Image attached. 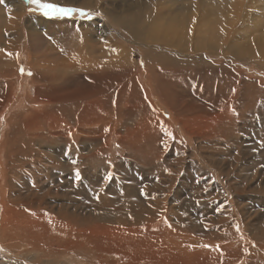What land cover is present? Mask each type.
<instances>
[{"label":"rangeland","instance_id":"rangeland-1","mask_svg":"<svg viewBox=\"0 0 264 264\" xmlns=\"http://www.w3.org/2000/svg\"><path fill=\"white\" fill-rule=\"evenodd\" d=\"M43 1L83 9V4L89 0ZM148 2L158 3V14L166 15L168 28L171 20L175 23L176 15L191 22V14H197L193 20L196 24L187 23L192 34L188 30V37L181 42L147 36L140 39L127 37L126 42L121 29L117 26L115 29L119 39L116 57L122 55L121 47L133 42L148 46L145 58L161 52L155 46L160 45L175 51L180 62L177 69L182 68L189 74L170 78L166 68L150 62L156 68V84L162 87L168 84L172 95L166 90L163 96L156 95L162 109L155 108V111L164 118L155 117L162 122V131L167 137L168 134L175 137L169 138L171 145H161L157 152L150 149V143H142L140 150L137 147L122 150L119 143L126 137V127L130 130L140 125L149 118L147 111L150 109L128 111L125 116L124 104H110L104 116L111 117L116 111L119 123L117 120L114 123L106 121L103 126L98 122L79 131L83 153L97 151L103 155V162L98 161L96 176L99 181L95 186L85 166L80 172L86 173L88 185L83 186L82 181L78 184L67 155L72 151L63 145L59 148L54 142L53 148L37 142L40 138L34 127L39 129L41 123L52 124L57 120L52 117V102H37V90L43 83L35 80L36 73L63 77L61 81L70 84L69 91H77L72 95L84 109L90 105L93 94L99 103L94 110H85L82 118L89 124L93 119L100 120L103 113L100 102L109 93L108 89L114 99L122 96L117 90L122 85L124 94L132 98L133 106L140 104L141 94L146 96L142 102L150 103L149 99L154 97L151 95L153 83L149 80L154 77L149 73L151 67L145 70L146 59L137 51L131 52L130 63L119 66L110 77L97 80L99 89L96 77L82 74L86 64L79 70L69 69V73L60 67H43L41 71L39 67L49 61L54 65L57 57L63 59L57 62L64 61L68 66L69 50L83 41L85 35H90L91 43L98 45L93 53L97 56L103 53L108 44L105 40L101 43L100 36L112 33L113 26L106 23L102 14L104 9L84 8L90 15L74 12L71 17L50 18L28 0L0 3V62L14 57V61H18L12 69L0 64V77L4 76L2 72L7 75L0 86V264H264V260L254 258V253L260 252L258 247L264 242V147L260 143L264 141V0H106L103 6L121 15L132 14L138 6ZM11 19L13 24L25 25L29 33L31 47L27 53L17 52L15 48L17 38L13 31L10 33ZM209 20L220 24L211 35L205 36V41L200 37H204L202 33L207 30L205 25L210 23ZM192 25L194 28L199 25L197 29L200 27L197 39ZM222 35L227 37L223 39ZM170 38L178 39L177 35ZM200 44L210 45L206 52L198 53L189 47ZM81 55L87 59L92 56L84 52ZM37 62L41 66H35ZM130 77L134 79L132 91L125 85V80L129 81ZM24 100H28L29 106H25ZM151 101L155 103V99ZM172 110L174 116L167 113ZM59 123L64 125L66 122L61 120ZM75 123L73 126L77 125ZM103 128L109 133L106 134ZM15 129L23 130L24 135L33 140L31 148L35 145L39 155H22L20 158L14 150L15 154L8 156L5 147L14 141ZM142 130L154 133L157 128ZM117 131H121L118 136ZM72 132L70 128L69 133L62 136H70ZM134 137L142 139L139 133ZM219 139L227 140L228 146L223 147L218 143ZM129 151L132 157L128 155ZM147 154H154V163L147 161L146 165L143 160ZM155 165L161 167L156 166L157 169ZM110 175L111 180L108 179ZM120 185L131 188L132 196L127 197L130 198L127 204L132 209L144 204L156 211L149 208L146 213L132 212L125 219L129 228L123 231L121 226L102 230L68 226L64 232L55 230V226L61 224H55L61 213L67 214L68 222L94 219L97 192L104 188L107 195L123 197L126 192ZM137 195H141L140 204L135 200ZM61 202H69L64 207L67 213L62 212ZM164 203L167 207H163ZM101 217L102 214L96 217L97 221ZM113 217L119 218L115 214ZM120 221L114 224L118 225ZM82 225L87 226L85 221ZM129 230H135V233L130 234L133 231ZM135 243L142 245L136 248Z\"/></svg>","mask_w":264,"mask_h":264},{"label":"bare ground","instance_id":"bare-ground-1","mask_svg":"<svg viewBox=\"0 0 264 264\" xmlns=\"http://www.w3.org/2000/svg\"><path fill=\"white\" fill-rule=\"evenodd\" d=\"M104 1H106V0H89L88 2L86 1L87 2L86 5L83 4V7L86 8V9L97 10V11H101V9H104L102 11V14L105 16L106 23H108L110 25H113L111 27L112 33L108 32V34L106 33V35H103V36L101 35L102 37L100 36V39H99L100 42L102 43L105 40V42L108 44V47L103 49V53H99L98 56L95 55L93 52L95 50V45L96 44L91 43L92 38H91L90 35H85L84 38L82 39L83 41L78 42V43L76 42L77 44H76V46H75V48L73 50H69L68 47L64 46L65 48H67L66 50H69L70 51L69 53H71V57L67 58V56H65L67 58V60H68V66L64 65V61L57 62V60H63L62 57L61 58L57 57V59H55V61H54V65L50 64L49 63L50 61H49L48 63L44 64L43 66H41V64H39L37 62L35 66H38V65L41 66V67H39V69L41 71L44 70L43 67H47L46 69H48L50 67H55V68L60 67L62 69H66L67 70L66 73H69V71L72 70V69H75V70L82 69V64H86V67H85L86 71L84 70L85 72L82 73V74L83 75L85 74V76H87V77H92V76L96 77L97 78L96 79V86H97V89H99L100 85L98 84L97 80L100 79L103 76L110 77L111 74L119 66H121V65H123L125 63H130L132 61L131 56H130L131 52H136L137 51L138 53H140L139 54L140 56H143L145 58V52L147 51L146 48L148 46L143 47L144 45H141L138 42H133L132 45H129V46H126V47L125 46L124 47L120 46L123 49L122 50L123 53H122V55L118 54V56L116 57L115 56V49H116L115 47H116V43L119 42V39L116 37L118 32L115 33L116 26L121 29V32L125 36L126 42L128 40L127 37L140 39V38H143V37H146V36L149 37V38H158V39L163 38L167 42H174L175 40L178 41V42H181V41L185 40V37H188L189 32H190V30H189L190 28L187 29L189 27V24H187V23H192L193 24V22H194L193 20H195V16L197 15V14L196 15L191 14L192 15V18L190 19L191 22L185 21L183 18L180 19L179 15H176L178 18L176 19L175 23H173L172 20H171V23H169V25H168L169 28H168V27H166V25H167V22H169V21H168V18L166 17V15H163V14L161 15L160 14L161 16H159V14H158L159 13V11H158V9H159L158 3L153 4L152 2H150V3L148 2V3H146V5L142 4V5L138 6L137 7L138 9L135 10L134 13H132V14L129 13V14L116 15L114 11L111 12L110 10H108L107 8H105L103 6ZM138 1H140V0H138ZM143 7H144V9H143ZM105 10H107L106 13H105ZM19 12H21V10ZM176 16H174V17H176ZM10 21L13 22V23H14V21H13V19L9 20V25L11 27L13 25V28L10 29V33L13 31V34L17 38V44L15 46V48L17 49V52L19 51L20 53H27V51L31 47V44H30V41L28 39L29 33L26 31V29L24 27L25 25L24 26L23 25L18 26L16 23L13 24ZM209 21H210V23L209 24L207 23L208 25H205V27H207V30L204 31V33L201 32L202 34H204L203 35L204 37H200V31H199L200 27H199V29H197V27L199 25L196 26L195 28H194V25H192L194 30H195V33H196V39L200 37V38H203L206 41L207 38L205 36L211 35L213 33V31L216 29V27L218 26V24H220L218 21H216V23H213V21H211V20H209ZM206 22H208L207 19H206ZM194 24H196V22H194ZM81 26H83V25H81ZM69 29H71V28H69ZM188 30H189V32H188ZM191 32H190V35L192 34ZM10 33L8 32V34H10ZM35 35L37 36L36 39L40 38V36L37 33H35ZM175 35H177L178 39H171L170 38L171 36H175ZM226 37L227 36L222 35L221 38L224 39ZM121 38H123L122 34H121ZM189 39H190V37H189ZM204 40H202V42ZM36 41L39 44V40H36ZM189 41H191V40H189ZM32 44L37 47V45L35 43H32ZM179 45L182 46V47H188L187 45H184V44H179ZM207 45H210V44H200V45H197L198 47L197 46H189V47H190V49H193V51L198 53V52H202V51L206 52L207 49H208ZM96 46H98V45H96ZM155 46L159 50H161V52L155 53L152 56H150L148 58H145L146 62H147L145 70H147L148 68L151 67L152 71H150L149 73L153 74V76H154L153 78L149 79L153 83V85L151 87V90H152L153 94H151V95H152V97L154 96L153 98L149 99L150 103L142 102L145 99L146 96H143V94H141L140 104L136 105V106H133L132 105V103H133L132 98L130 96H127V95L124 94V86L121 85L117 89L118 92L122 96L121 97L115 96L114 99L110 97V90L108 89L109 93H106L105 99L102 102H100V108H101V111L103 112L101 114L100 120L99 121H95L93 119L89 124H85L83 122L82 118H83V116H85V110H88V109L94 110L96 108V106H97V103H99L98 101H96L94 99L93 94L90 95V98H93L91 100V102H90V105L87 106L84 109L81 106L80 101L76 100L73 97V95H72L73 93H76L77 91L76 92L69 91L70 84L68 82H66V83L64 82L63 83L61 81V80H63V77L59 78L56 75H47L46 73H43V72L36 73L37 76L34 74L36 76L35 80L38 81L39 83H43L40 86V88L37 90V102H39V101L52 102L50 104V109H52L51 113L54 114L52 117L55 120H57V121H54L55 123L53 122L52 124L51 123H46V124L41 123L42 125L39 126V129L34 127L35 132L38 134L37 137L40 138L37 142H39L42 145L46 143L52 148H53V142H54L59 148H60V145H63L64 147H66L67 150L72 151V152H68L67 155L70 156L69 160H70L72 171L75 172V173H77V171H79V175L81 177L79 180H77L79 185L81 184L80 181L83 182V184H82L83 186H87L88 185L86 180H85V176H84L86 173L85 172H83V173L80 172L81 171V167L85 166V167L88 168V169H86L87 170V174L89 176H91V181L93 183V186H95L96 183L99 181L98 177L96 176V174L98 172V161H102L103 162L102 153H99L97 151H92L89 154H84L83 153V145L84 144L81 143L83 141L80 140L79 131L84 126H89V125H92V124L98 123V122L101 125H103V126H105L106 121H108V123H114L117 120V118H118V115H117L116 111L111 113V115H110L111 117L104 116L108 112L107 111V106H109L112 103L113 104L114 103L124 104L125 111H127L124 114L125 116H127L128 111H137L138 109L142 110L144 108H149L150 109V110L147 111V116L149 118L144 119L140 125H138L134 129L131 127L130 130H129V126L126 127V132H125L126 137L124 139H122L123 141L121 143H119L122 150L129 149V148L135 149L136 147L140 150V149H143L142 146H141L142 143H145V145H146V143H150V149L154 150L155 152H157L159 150V148L161 147V145L163 147H167V146L171 145V143H169L170 142L169 138L172 139L175 136H171V135L168 134V137H167V134L164 131H162V125H163L162 122L158 121L157 117H155V116H158V117H160V119L163 117V116L161 117V115H159L155 111V108L162 109V105L158 102V99H157L156 95H162L163 96L165 94V90L169 92L168 84L166 86H163V87L162 86H158L156 84V80H155V70H156V68H153L151 66L150 62L153 61L158 66L166 68L168 70L170 78H178V77H181V76H189V74L182 68L177 69V68L180 67V62L176 58V55L174 54L175 51H169L170 48H165L164 49L160 45H155ZM6 48L8 49L9 47H6ZM10 50L11 49L9 48V51ZM116 50H118V49H116ZM38 51H39V49H38ZM83 52L86 53V54L92 55L91 58L87 59V58L83 57L81 55V53H83ZM117 53H119V52H117ZM90 55H89V57H90ZM31 57H33V55ZM14 59H15V57L13 59L6 58L2 62H0L1 67L4 66V65H5L4 68H6V69L7 68L12 69V68L16 67L18 65V61H17V59L14 61ZM199 62L200 63H205L204 60H199ZM13 65H14V67H12ZM63 66H65V67H63ZM62 71H64V70H62ZM9 72H11V71H9ZM55 72H56V70H55ZM2 74H4V76L0 77V86L2 84V81L4 80V77L7 76V75H5L6 72H2ZM67 76L69 77V74H67ZM133 80L134 79L131 78V77L129 78V81H128V79L125 80V85H126V87H127V89L129 91H132V89H133V86H134ZM169 94L171 95L170 92H169ZM151 99H155V101H154L155 103H152ZM24 104H25L26 107L29 106L28 100H24ZM47 111L50 112L48 109H47ZM153 111H155V113H153ZM172 112H167V113H169L170 115L174 116L173 114L175 113V111L172 110ZM119 113L122 114V112H120V111H119ZM24 114H27V113L25 112ZM61 120L66 122V123L64 125H61V123H59V121H61ZM161 120H163V119H161ZM74 121L76 122L75 124H77L75 126H73V122ZM117 123H119L118 120H117ZM147 126L149 128L150 127H156L157 130L154 133H147L145 130H142L143 128L144 129L148 128ZM29 128H31V127L29 126ZM70 128L73 131L72 132L73 134L70 135V136L66 135L65 137H63L62 134L65 133V132L69 133V129ZM106 130H107V128L104 129V131H106ZM110 130H111V128H110ZM140 130H142V132H140ZM118 132L119 131L115 132V134L117 133V136L120 134L121 131L119 132V134H118ZM107 133H109V132L106 131V134ZM137 133H139L142 136L141 140H138L137 137H134V134H137ZM14 134H15L14 137H13L14 141L12 142V140H11L10 146L9 147H5V148H8L7 149V153L9 154L8 156L12 157L15 154V151H16L17 155L20 158H21L22 155H25V156L32 155L33 157H35L36 154L39 155V152L35 148V145H34L33 148H31L33 140L31 138L27 137L26 135H24V131L23 130L15 129ZM75 139H77L78 142ZM226 142H227V140H225V139H219L218 140V143H220L223 147H227L228 146V145H226ZM237 147H239V146H237ZM30 148H31V150H30ZM40 149H42V148H40ZM148 153H149V151H148ZM128 155L132 157V153L130 151L128 152ZM179 156H181V155L179 154ZM73 157H76V160H75L76 163H72V161L74 160ZM124 158H122V159H124ZM127 160H129V158ZM143 161L146 163V165H147V161H148V163L149 162L154 163V161H155L154 160V154L148 155V157L147 158L145 157ZM39 162L43 163L45 161H39ZM156 166L158 168L161 167V165H155V168H157ZM152 169H154V168H152ZM100 170H101V168H100ZM112 172H113V170H111L109 173L111 174ZM120 186L123 187L124 191L126 192V193H124L123 197H118V196H113L112 197V195L111 196L107 195V194H105V189L104 188H101L99 190V192H97V195L99 196V199L96 198L98 205H96V202H95V206H93V208L95 210V214H94L95 218L94 219L93 218L92 219L84 218L82 220H74L72 222H68L67 221V214L64 215V213H61L60 216L58 217V219L55 221V224L56 223H61V224H59L58 226H55V230L58 231V232H64L65 229L68 226H75V227H79L80 229H85L88 226H90V227H92L95 230L109 229V228H113L115 226H121V230L123 231V230H127L129 228V225L126 226V224H125V222H126L125 219H127V217H130V214H132V212H134V213H146V212H149V208H150V210L153 209L152 211H156L154 209V207H149L148 208V207L144 206V204H140L141 203L140 202L141 195L135 196V200L140 205L134 206L135 208L132 209L131 206H129L127 204L130 201L129 200L130 198H127V197L132 196L131 188L128 187V185H120ZM163 186H165V184H163ZM169 189H170V187L168 188V191L170 192ZM90 192L92 193L93 190H90ZM147 192L148 191L145 190V193H147ZM68 203L69 202H61L60 203L59 206L62 209V212H65V213L68 212V210H64V207ZM152 204H153V202H152ZM165 205L166 204L164 203L163 207H167V205L166 206ZM163 207H160V208H163ZM171 209H172V207H171ZM99 213L102 214V217H101L102 219L97 221L96 217H98V218L100 217ZM161 213H162V211H161ZM171 213H172V211H171ZM110 214H111V217H110ZM113 214L119 216V218H114ZM162 214L165 215V213H162ZM146 217H148V215ZM119 219H121V221ZM163 219H165V218L163 217ZM82 221L86 222V224H87L86 227H83ZM115 221H120V223L118 225H116V224H114ZM158 222H160V221H158ZM155 224H156V222H155ZM224 226H226V225H223V227ZM129 231H133L130 234L135 233V230H129ZM212 236H215V235H212ZM228 236L231 237V233L230 232H229ZM79 241L77 243H79ZM86 242L88 243V241H86ZM77 243H75V244L78 245ZM262 243L263 244L260 247H258L261 253L260 252H255L254 253V255H255L254 258L264 260V242H262ZM141 245L142 244H140V243H135V247L136 248L140 247ZM88 246H90V245H88ZM75 248H76V246H75ZM155 249L156 248H154V251H155ZM154 255L156 256V254H154ZM142 257L144 258V255H142Z\"/></svg>","mask_w":264,"mask_h":264},{"label":"snow or ice","instance_id":"snow-or-ice-1","mask_svg":"<svg viewBox=\"0 0 264 264\" xmlns=\"http://www.w3.org/2000/svg\"><path fill=\"white\" fill-rule=\"evenodd\" d=\"M0 3H4V0H0ZM28 3L35 4L44 16L50 18L71 17L74 12H79L81 15H90V13H87L84 9L64 6L59 3L41 2V0H28ZM8 55H11V53H8ZM21 71L23 72V69H21ZM260 143H261V147H264V141H261ZM72 163H76V161L73 160ZM76 178L77 180L81 178L79 175V171H77L76 173ZM108 179L111 180L112 177L109 176ZM96 198L99 199V196L97 195ZM205 247H210V246L205 245Z\"/></svg>","mask_w":264,"mask_h":264}]
</instances>
